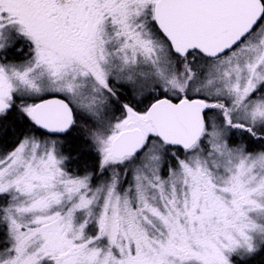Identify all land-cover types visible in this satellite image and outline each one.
<instances>
[{"label": "snow or ice", "instance_id": "6c2138e0", "mask_svg": "<svg viewBox=\"0 0 264 264\" xmlns=\"http://www.w3.org/2000/svg\"><path fill=\"white\" fill-rule=\"evenodd\" d=\"M9 133L0 264H250L264 0H0Z\"/></svg>", "mask_w": 264, "mask_h": 264}, {"label": "trees", "instance_id": "16d2710c", "mask_svg": "<svg viewBox=\"0 0 264 264\" xmlns=\"http://www.w3.org/2000/svg\"><path fill=\"white\" fill-rule=\"evenodd\" d=\"M9 122H10V121H9ZM0 138H3V136L0 135ZM2 140H4V142H3V146H2V147H4V148H6V149L9 150V149H11V148L14 146V144H13L14 137L12 136L11 133H9V135H8L7 138L2 139ZM71 147H73L74 149H77L76 151H74V152L72 153V155H73V156H77V155H79V156H80V159H82L83 154H84V156H85L84 151H88V152H89L88 146H87L86 144H84L83 141H80V142H78L77 144H73ZM86 158H87V156L84 157V159H86ZM93 158H95L94 155H93L92 159L90 160L92 166L94 165V164H93V162H94ZM92 161H93V162H92ZM85 163H86V162H85ZM86 164H87V163H86ZM263 256H264L263 254L257 255L256 257H254V258L250 261V264H263Z\"/></svg>", "mask_w": 264, "mask_h": 264}, {"label": "rangeland", "instance_id": "374dc122", "mask_svg": "<svg viewBox=\"0 0 264 264\" xmlns=\"http://www.w3.org/2000/svg\"><path fill=\"white\" fill-rule=\"evenodd\" d=\"M2 139H5V138L4 137L0 138V152L8 151V149L2 147L3 146V142H4V140H2ZM250 149L259 150L257 145H250ZM9 150H11V149H9ZM84 153H85V156H87L86 159H84L85 156L83 154L82 159H79L76 163L71 165L72 169L81 170V174H83L82 170L85 168V166H87L88 171H93L94 170L93 166L95 164H97V162H98V158L95 156L94 152H92V151H89V152L88 151H84ZM93 155L95 156V158H93L94 162L93 161L92 162H93L94 165L92 166L90 160L92 159ZM96 182H98V181H96Z\"/></svg>", "mask_w": 264, "mask_h": 264}, {"label": "flooded vegetation", "instance_id": "af4514ba", "mask_svg": "<svg viewBox=\"0 0 264 264\" xmlns=\"http://www.w3.org/2000/svg\"><path fill=\"white\" fill-rule=\"evenodd\" d=\"M263 264H264V256H263Z\"/></svg>", "mask_w": 264, "mask_h": 264}]
</instances>
